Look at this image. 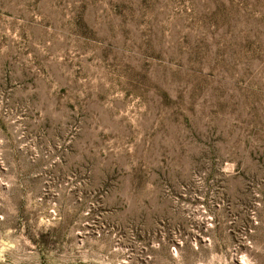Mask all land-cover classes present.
<instances>
[{"label": "rangeland", "instance_id": "374dc122", "mask_svg": "<svg viewBox=\"0 0 264 264\" xmlns=\"http://www.w3.org/2000/svg\"><path fill=\"white\" fill-rule=\"evenodd\" d=\"M0 264H264V0H0Z\"/></svg>", "mask_w": 264, "mask_h": 264}]
</instances>
